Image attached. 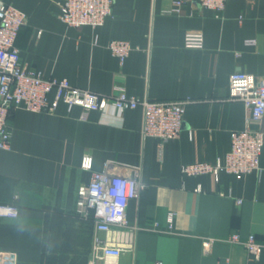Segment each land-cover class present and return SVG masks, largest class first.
Masks as SVG:
<instances>
[{
    "label": "crops",
    "instance_id": "obj_1",
    "mask_svg": "<svg viewBox=\"0 0 264 264\" xmlns=\"http://www.w3.org/2000/svg\"><path fill=\"white\" fill-rule=\"evenodd\" d=\"M62 1L0 0L27 15L16 40L23 64L100 94L189 100L183 128L168 141L145 136L142 107L122 116L64 101L51 112L16 108L11 147L0 150V202L19 213L0 218V250L17 264H92L96 224L79 210V189L109 165L145 185L127 208L140 229L121 264H264V146L260 168L247 174L182 171L223 162L234 131H264V120L248 124L244 103L228 99L233 72L264 76V0H227L221 11L187 0L179 12L175 0H115L97 28L69 26ZM189 32L203 34L202 47L186 46ZM114 39L132 45L124 62L108 47ZM236 233L256 236L259 258L227 240Z\"/></svg>",
    "mask_w": 264,
    "mask_h": 264
},
{
    "label": "built area",
    "instance_id": "obj_2",
    "mask_svg": "<svg viewBox=\"0 0 264 264\" xmlns=\"http://www.w3.org/2000/svg\"><path fill=\"white\" fill-rule=\"evenodd\" d=\"M227 0H198L203 8L221 11ZM187 0H175V12H179ZM115 0H63L60 3L61 18L69 26L89 25L97 28L113 16ZM27 23V15L17 8L0 3V150L9 149L12 143L10 115L16 108L35 112H51L60 101L98 110L103 114L122 116L128 110L142 107L144 110L145 136L162 141L178 138L184 123V107L189 100H140L125 90L118 94H100L89 89L73 86L67 79H45L39 72L27 68L21 58L16 40L20 29ZM186 46L202 47L204 37L199 32H189ZM112 54L124 62L132 45L129 41L114 39L109 45ZM55 93L53 100L49 94ZM229 100L244 103L247 122L264 120V76L246 71L233 72L229 77ZM264 146V131L247 127L234 131L231 149L223 162L216 165L207 162L185 164L182 171L187 175L213 173L221 170L229 173L247 174L260 168V155ZM91 169V160L83 164ZM107 165L104 171H93L89 182L79 189V210L84 216L92 215L96 224L92 264H121L125 252L135 249L140 226L130 223L127 208L130 200L139 196L145 185L134 172H112ZM16 204L0 202V218L17 217ZM174 214L168 216V226L173 228ZM214 237L206 241L209 250ZM240 243L253 258H259L262 243L254 234L242 240L238 233L227 239ZM0 264H17V254L0 250ZM156 264H162L157 262Z\"/></svg>",
    "mask_w": 264,
    "mask_h": 264
}]
</instances>
